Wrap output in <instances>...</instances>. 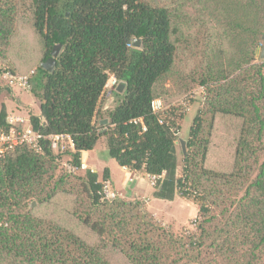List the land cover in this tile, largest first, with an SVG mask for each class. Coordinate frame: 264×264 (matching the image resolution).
I'll use <instances>...</instances> for the list:
<instances>
[{
  "label": "trees",
  "instance_id": "1",
  "mask_svg": "<svg viewBox=\"0 0 264 264\" xmlns=\"http://www.w3.org/2000/svg\"><path fill=\"white\" fill-rule=\"evenodd\" d=\"M24 25L42 47L30 79L39 115L30 125L68 135L73 148L43 141L41 152L20 146L0 158V264H264V59H256L264 0H0L5 65ZM187 40L201 63L180 76L179 94L199 86L203 96L182 140L180 115L161 119L151 104L168 92L164 82L176 75ZM57 46L49 73L41 65ZM6 71L30 73L0 68V77ZM110 75L124 90L114 92L117 102L97 129ZM6 117L1 106L4 128ZM99 140L129 172H165L152 196L192 201L193 228L175 233L140 199L103 198L107 168L101 177L60 169L62 155L79 168ZM54 208L65 215L60 221L47 215ZM75 222L78 232L68 226Z\"/></svg>",
  "mask_w": 264,
  "mask_h": 264
},
{
  "label": "rangeland",
  "instance_id": "2",
  "mask_svg": "<svg viewBox=\"0 0 264 264\" xmlns=\"http://www.w3.org/2000/svg\"><path fill=\"white\" fill-rule=\"evenodd\" d=\"M188 44L185 43L181 48L179 56L176 61L175 74L168 77L164 82V89L168 91L163 95V98L154 100L153 104L155 109H157V114L161 119L167 118L168 116L173 117L171 114L174 113L175 116L180 115L179 122V131L177 134L179 138L184 140L188 131V127L191 123L192 118L196 114L197 110L200 108L201 103L197 102L203 96V88L199 86L192 87L187 93L179 94L180 85L185 81H180V76L182 78L190 76V74L198 67L201 63V52L200 49L194 44H190V40H187ZM264 45H261L256 52V59L261 57V53ZM41 50L42 47L37 40V37L33 35L31 30L27 28L26 25L23 26V29H19L14 37L13 45L11 47L10 53L8 55L9 65H5L0 62L1 69H11L14 68L16 72L20 73H29L36 70V67L41 64ZM8 71L4 72L0 77V87L2 91L0 93V107L4 106L6 109V115H18L30 120L31 116H38L39 109L38 104L34 97L29 91H23L18 88L9 86L8 80L5 77V74ZM116 89V84L112 86V81L109 80L108 86L105 87L104 93L99 103L98 115L94 120L95 127L100 129L106 124H102L101 119L107 118V113L113 109L117 102V97L114 95ZM64 148L62 151L69 150V145L67 143L62 144ZM177 156H180L182 150L181 145L176 148ZM57 153V152H56ZM93 164L96 166L99 177H101L102 172L107 168L110 173L112 180L115 181L118 178L119 186H122L125 183V187H130L131 185L137 183V177L134 173L129 171H124L116 161L108 154L104 140L98 141L94 150L90 151ZM69 158L66 155H62L59 158L60 169L66 171L67 166L70 165ZM89 169H81L76 173H71L72 175H83L85 171ZM149 187H151L149 185ZM131 188V187H130ZM111 190L116 194L114 188L111 187ZM130 190V189H129ZM154 189L148 188V194H152ZM119 196V195H117ZM121 197V196H119ZM122 198L132 199L131 195H122ZM149 197L140 199L146 205V208L150 213L154 215L156 221L166 227L173 228L175 233L180 232L183 228L192 229V222L194 221L197 213V207L192 203L188 198H183L180 195L175 197L177 202H174L172 205L168 204H148ZM35 202L32 203V206H35ZM47 211V210H46ZM56 215L55 217L63 219L65 216L58 208H54L47 212V215ZM66 222H60L61 224H67L71 222V218L65 220ZM68 226L78 232L80 227L78 223L68 224Z\"/></svg>",
  "mask_w": 264,
  "mask_h": 264
},
{
  "label": "built area",
  "instance_id": "3",
  "mask_svg": "<svg viewBox=\"0 0 264 264\" xmlns=\"http://www.w3.org/2000/svg\"><path fill=\"white\" fill-rule=\"evenodd\" d=\"M33 74L34 71L24 76H14L11 73H6L5 77L8 80L9 86L18 88L23 91H29L30 79L33 76ZM109 80L112 81V86H114L115 84L117 86V82L112 75L109 76ZM109 80L107 81L105 87L108 86ZM153 102L151 104V107L153 112L157 114V109H155ZM29 121H30L29 119H26L18 115H13V114L7 115L5 119L7 127L4 128L0 126V158L4 157L6 153L14 151L16 148L20 146H26L35 152H41L43 141H47L51 145L55 147H60L61 149L64 148L62 145L63 143H67L70 149L73 148V143L68 135L65 134L43 135L41 133L35 132L32 129ZM133 122L135 124L140 123L142 126V131L146 130L141 119H138ZM81 169L83 170L85 169V166L83 164H81L79 168L74 167L72 165L67 166V170L73 174L80 171ZM144 175L146 177L148 184L152 188H155L157 186L158 181L164 178L165 172H162V174L160 175H149V174H144ZM101 194L105 199H110L117 196V194H114V192L111 190V186L108 182H103Z\"/></svg>",
  "mask_w": 264,
  "mask_h": 264
},
{
  "label": "crops",
  "instance_id": "4",
  "mask_svg": "<svg viewBox=\"0 0 264 264\" xmlns=\"http://www.w3.org/2000/svg\"><path fill=\"white\" fill-rule=\"evenodd\" d=\"M81 163L85 166V169L87 167V169L91 170L94 173L97 174H101L100 172H98L96 166L93 164V160L91 158L90 155V151L88 152H83L81 155ZM123 169V168H122ZM124 171H128L123 169ZM137 177V183L131 185L130 187H125V183L122 184V186H119V182H118V178L115 179V181L112 180L111 177V173L109 171V184L111 187L114 188V191L116 192L117 195L121 196L124 194L128 195L130 194L132 198H137V199H144L146 197H149L148 199V204H170L172 205L174 202H177L176 199H174L173 201H163V200H158L153 198V193L152 194H148V188L149 184L146 180V177L144 175V173H134ZM130 189V190H129Z\"/></svg>",
  "mask_w": 264,
  "mask_h": 264
},
{
  "label": "water",
  "instance_id": "5",
  "mask_svg": "<svg viewBox=\"0 0 264 264\" xmlns=\"http://www.w3.org/2000/svg\"><path fill=\"white\" fill-rule=\"evenodd\" d=\"M132 46L135 47V48H137V49H141L142 48V41H141V39L134 38L132 40ZM58 54H59V48L57 46V47H54L52 49L51 58H49L47 61H45L44 63H42L41 67L45 71L51 73L53 71L54 67H55V63H56L55 59L58 57ZM261 58L264 59V47H263V50H262V53H261ZM123 90H124V85L118 84L116 86L115 91L117 93L121 94L123 92ZM106 123H107V121H103L102 122V124H106ZM180 143H181L182 151H184V149H185L184 141H181ZM174 151H175V148L173 147L172 148V152H174Z\"/></svg>",
  "mask_w": 264,
  "mask_h": 264
}]
</instances>
